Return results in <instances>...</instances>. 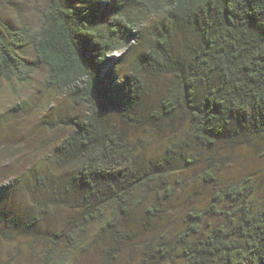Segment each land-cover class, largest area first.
<instances>
[{
    "label": "trees",
    "instance_id": "16d2710c",
    "mask_svg": "<svg viewBox=\"0 0 264 264\" xmlns=\"http://www.w3.org/2000/svg\"><path fill=\"white\" fill-rule=\"evenodd\" d=\"M79 3L48 0L36 29L0 22V79L26 81L34 68L19 52L31 48L45 68L46 86L87 107L84 119L72 121L71 132L56 148L57 160L73 169L70 181L60 182L50 197L72 198L79 219L49 240L77 247L85 239L86 225L98 222L100 235L112 240L107 252L114 253L116 243L131 236L122 222L135 211L136 193L167 190L172 165L164 157L141 169L125 132L103 128L106 106L127 124L140 120L132 114L140 98L136 67L121 80L106 67L113 52L124 53L137 38V24L127 10L165 13L196 38L177 54L165 35L149 41L144 69L172 80L156 109L147 113L151 123L174 120L177 130L195 144L232 149L264 136V0ZM205 175L211 178L207 171ZM257 190L246 177L220 186L205 208L186 213L172 240L159 235L140 242L138 264H264V197L256 199ZM147 211L154 216L155 208Z\"/></svg>",
    "mask_w": 264,
    "mask_h": 264
},
{
    "label": "rangeland",
    "instance_id": "374dc122",
    "mask_svg": "<svg viewBox=\"0 0 264 264\" xmlns=\"http://www.w3.org/2000/svg\"><path fill=\"white\" fill-rule=\"evenodd\" d=\"M63 1H80V7L96 0ZM47 2L0 0V22L14 29L23 24L36 29ZM127 13L137 24V38L129 42L124 53L113 52L106 67L113 68L117 80L136 67L135 90L140 98L132 114L140 120L127 124L106 106L103 128L125 132L141 169L167 157L172 163L164 185L167 190L136 193L139 201L135 211L122 222L131 236L122 244L116 243L114 253L107 252L112 240L109 235H100L98 222L86 225L85 239L77 247L62 241L52 244L49 239L54 232L72 227L79 219L80 210L70 202L72 198L55 201L50 197L60 182L70 181L73 169L70 163L57 160L56 148L71 132L72 121L84 119L87 107L74 104L67 92L47 87L45 68L38 64L33 50L25 48L19 54L31 63L33 74L23 82L0 79V264H138L140 242L159 235L172 240L183 227L186 213L205 208L211 193L220 186L246 177L256 184L255 198L264 197V136L251 145L232 149L203 147L179 132L177 121L151 123L147 113L156 109L172 80L169 75L144 69L149 41L165 35L171 52L177 54L196 38L165 13L143 14L134 7ZM147 208H155L154 216Z\"/></svg>",
    "mask_w": 264,
    "mask_h": 264
}]
</instances>
